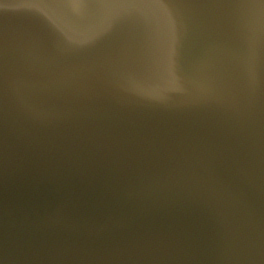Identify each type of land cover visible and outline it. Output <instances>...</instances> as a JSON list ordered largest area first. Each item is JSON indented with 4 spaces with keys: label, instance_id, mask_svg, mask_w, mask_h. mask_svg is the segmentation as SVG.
Wrapping results in <instances>:
<instances>
[{
    "label": "water",
    "instance_id": "1",
    "mask_svg": "<svg viewBox=\"0 0 264 264\" xmlns=\"http://www.w3.org/2000/svg\"><path fill=\"white\" fill-rule=\"evenodd\" d=\"M0 264H264V0H0Z\"/></svg>",
    "mask_w": 264,
    "mask_h": 264
}]
</instances>
